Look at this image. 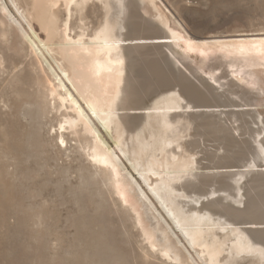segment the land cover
I'll return each instance as SVG.
<instances>
[{
  "label": "rangeland",
  "instance_id": "rangeland-1",
  "mask_svg": "<svg viewBox=\"0 0 264 264\" xmlns=\"http://www.w3.org/2000/svg\"><path fill=\"white\" fill-rule=\"evenodd\" d=\"M155 4L165 16L167 27L153 16L155 11L151 6H147L150 11L141 9L144 17L156 21V25L168 34L169 29L181 34L182 39L178 45L173 44L171 50L181 62L180 69L185 76V80L177 79L176 82L183 86L182 94L199 106L233 109L242 115V121L228 120L231 133L227 127L225 130L229 132L226 134L223 130L210 131L212 135L209 131L206 133L205 144H209L206 145L209 150L227 141L231 143V149L219 161L218 169L205 171L226 173L229 169L246 165L251 158L257 159L252 147L260 128V124H256L260 120L258 112L264 116L262 97L256 95L260 90L251 88L240 76L227 68H217L215 64L218 57L230 55L236 48L242 51L241 45L248 41L250 49L259 45L264 47V36H257L264 34V0H155ZM103 15L104 9L96 0L90 1L81 15L74 13L72 17L67 14L65 0H56L51 8L45 0H0V264H179L165 258L159 247L151 244L145 228L137 221L139 215L108 183L104 168L92 162L88 155L92 138L83 135L81 129L79 138L70 131L61 130L66 116L74 117V114L68 104L52 99L51 91L56 82L51 68L64 80L74 97L80 102L81 99L61 70L72 76L79 62L72 53L62 49L60 35L67 21L72 37L80 34L81 28L92 35L101 25ZM161 50L166 51L169 58L168 47ZM130 63L131 68L135 67L131 70V78L137 77L135 80L141 81L143 77L136 72L138 63L131 55ZM168 67L178 75L175 65L170 63ZM208 84L216 86L215 90ZM146 87L141 88L150 94L152 91L153 95L145 103L148 106L156 95L151 87ZM172 87L179 88L174 85L161 93ZM231 87L238 93L231 94ZM193 89L201 91L194 94ZM242 91L251 98L250 102L241 98ZM228 102L236 105L219 106ZM81 104L91 115L83 102ZM38 108L41 111L44 108L43 113L47 111L43 115ZM95 123L107 145L121 157L127 171L153 201L156 215L163 223L166 220L179 236L186 255H189V260L180 264H205L151 195L130 162L120 154L115 139ZM61 133L65 134L67 146L58 135ZM219 152L225 154L222 150ZM203 162L210 167L217 166L206 160ZM257 162L264 166V158ZM229 165L232 166L228 169ZM214 179L212 187L206 188L205 193L216 188L231 191L228 184L235 185L230 177L217 175ZM242 186L247 201L251 203L250 219L255 221L254 217H257L255 222L262 224L255 232L264 236V171L251 172L248 182ZM223 202L242 211L235 202ZM222 214L234 217L230 212ZM242 217L239 222L242 225L245 222L248 227L246 218ZM258 240L264 242V237ZM250 263L249 259L237 262Z\"/></svg>",
  "mask_w": 264,
  "mask_h": 264
},
{
  "label": "bare ground",
  "instance_id": "bare-ground-1",
  "mask_svg": "<svg viewBox=\"0 0 264 264\" xmlns=\"http://www.w3.org/2000/svg\"><path fill=\"white\" fill-rule=\"evenodd\" d=\"M90 1L92 0H65L68 16L72 17L74 13L81 15ZM96 1L102 5L104 15L101 25L92 35L86 34V30L81 28V33L72 37L68 21L63 34L60 35L62 49L72 53L74 59L79 62L72 76L61 70L91 115L67 88L64 80L51 68L56 82L51 97L62 104H68L74 114V117L66 116L61 130L70 131L79 138L81 129L83 135L92 138L91 153L88 151L92 162L104 168L108 183L113 186L122 201L139 215L137 221L145 228L144 232L146 231L149 241L154 247H159L160 254L165 258L180 264L186 263L189 255H186L179 236L171 230L166 220L164 224L160 216L156 215L153 201L136 178L127 171L121 157L107 145L95 122L115 139L120 154L130 162L151 195L158 200L184 239L205 264H237L240 259H249L250 264H264V242L258 240L264 236L255 232L262 224L255 222L257 217H254L255 221L250 219L248 210L251 203L246 199L242 186L248 182L251 172L264 171V166L257 162L258 159L264 158V116L258 112L260 120L256 124H260V128L257 130V138L253 140L255 145H252L257 159L251 158L250 162L247 161L248 163L240 168L233 166L235 169H229L232 166L229 165L226 173L206 172L208 168L218 169L219 161L223 156L226 157L231 149V143L227 141L226 144L212 146L214 151L209 150L206 146L209 144H205L206 133L223 130L226 134L230 131L228 120L234 118L237 122L241 120L242 115L233 109L219 110L210 105L199 106L182 94L183 86L176 82L185 80V76L180 69L181 62L171 50L172 45H178L182 39L181 34L173 29H169L168 34L163 31L164 28L160 29L156 25V21H148L141 12V9L148 11L147 6H151L155 11L153 16L162 26L167 27L165 16L157 8L155 0ZM45 2L51 8L56 0ZM249 43L248 41L241 45L242 51L236 48L230 55L216 57L215 67L227 68L232 74L240 76L246 85L259 88L260 91L256 95L262 97L264 106V47L259 45L250 49ZM165 46L170 50L169 58L166 51L161 50ZM129 54L138 63L136 72L139 71L143 77L141 81L130 76L135 67L131 68ZM170 63L177 67V76L171 67H168ZM212 79L219 83L215 77ZM135 84L140 86L132 87ZM174 85L179 88L172 87L161 93L163 89ZM208 85L215 90L216 86ZM142 86L151 87L156 95L148 106L145 103L153 96L152 91L150 94L147 90L144 91ZM198 90L201 91L193 89L194 94L198 93ZM229 92L238 93L232 87ZM241 98H245L244 101L247 102L251 101L244 91ZM42 103L44 104V101ZM232 105L235 106L236 103L228 102L219 106ZM140 108L143 109L142 112ZM38 110L42 112L40 108ZM46 111L44 110V113ZM225 127L229 131L225 130ZM58 135L67 146L65 134ZM79 148L78 150L81 149ZM220 150L225 154H218ZM84 155L87 156L85 153ZM205 160L217 166L205 165ZM217 175L230 177L235 185L228 184L231 191L216 188L205 193L206 188L212 187V180H215ZM228 200L238 204L239 210L242 208V211H237L235 207L223 202ZM224 211L232 213L234 217L222 214ZM240 217L246 218L248 227L245 222L243 225L239 222Z\"/></svg>",
  "mask_w": 264,
  "mask_h": 264
},
{
  "label": "water",
  "instance_id": "water-1",
  "mask_svg": "<svg viewBox=\"0 0 264 264\" xmlns=\"http://www.w3.org/2000/svg\"><path fill=\"white\" fill-rule=\"evenodd\" d=\"M264 226V225H263Z\"/></svg>",
  "mask_w": 264,
  "mask_h": 264
}]
</instances>
